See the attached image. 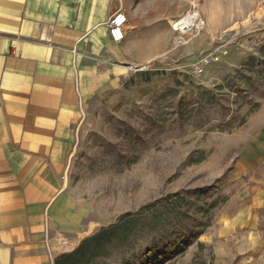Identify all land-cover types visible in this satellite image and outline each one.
<instances>
[{
  "label": "rangeland",
  "instance_id": "rangeland-1",
  "mask_svg": "<svg viewBox=\"0 0 264 264\" xmlns=\"http://www.w3.org/2000/svg\"><path fill=\"white\" fill-rule=\"evenodd\" d=\"M133 1L181 10L135 25L148 57L129 26L118 61L86 53L52 260L148 207L138 236L92 264H264V0ZM193 8L204 25L175 46L169 20Z\"/></svg>",
  "mask_w": 264,
  "mask_h": 264
},
{
  "label": "crops",
  "instance_id": "crops-1",
  "mask_svg": "<svg viewBox=\"0 0 264 264\" xmlns=\"http://www.w3.org/2000/svg\"><path fill=\"white\" fill-rule=\"evenodd\" d=\"M122 2L0 0V264L53 263L47 216L60 213L66 150L87 90L78 73L97 66L87 52L119 59L109 17L125 10L138 37L132 48L148 57L151 32L135 25L181 10L178 3L160 10L157 2Z\"/></svg>",
  "mask_w": 264,
  "mask_h": 264
},
{
  "label": "trees",
  "instance_id": "trees-1",
  "mask_svg": "<svg viewBox=\"0 0 264 264\" xmlns=\"http://www.w3.org/2000/svg\"><path fill=\"white\" fill-rule=\"evenodd\" d=\"M264 52V47H263ZM248 61L254 65L255 58ZM247 65V64H245ZM179 196V195H176ZM145 207L137 214L126 212L122 214L118 222L101 228L99 231L85 238L76 248L70 252L61 253L54 259L52 264H92L96 259L107 257L116 243H122L133 236H138L136 232L145 216ZM153 232V229H150Z\"/></svg>",
  "mask_w": 264,
  "mask_h": 264
},
{
  "label": "built area",
  "instance_id": "built-area-1",
  "mask_svg": "<svg viewBox=\"0 0 264 264\" xmlns=\"http://www.w3.org/2000/svg\"><path fill=\"white\" fill-rule=\"evenodd\" d=\"M194 9V8H193ZM199 16V14H198ZM107 23L108 26V34H110L111 39L117 43L123 41L126 36V26L129 23V18L127 13L119 8L114 12L110 17ZM204 25V21L201 20V16L196 18H190L187 24L178 28L171 25L175 32H178V36L174 39L173 43L175 46H179L187 42V38H189L192 34H194V29H199Z\"/></svg>",
  "mask_w": 264,
  "mask_h": 264
},
{
  "label": "bare ground",
  "instance_id": "bare-ground-1",
  "mask_svg": "<svg viewBox=\"0 0 264 264\" xmlns=\"http://www.w3.org/2000/svg\"><path fill=\"white\" fill-rule=\"evenodd\" d=\"M193 4V7L195 8V5L197 4L195 1L192 2ZM196 17H199L198 16V13L193 9V10H190V11H187V12H184L183 14H181L177 19H170L169 20V23H170V26L173 25L175 26L176 28H178L179 25L183 26L185 24H187L188 20L190 18H196ZM114 42V41H113Z\"/></svg>",
  "mask_w": 264,
  "mask_h": 264
}]
</instances>
